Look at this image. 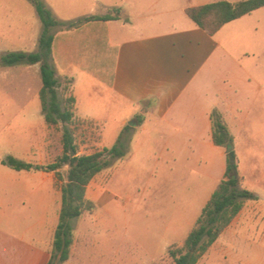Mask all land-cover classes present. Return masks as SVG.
Instances as JSON below:
<instances>
[{"label":"crops","instance_id":"obj_1","mask_svg":"<svg viewBox=\"0 0 264 264\" xmlns=\"http://www.w3.org/2000/svg\"><path fill=\"white\" fill-rule=\"evenodd\" d=\"M164 1L167 13L174 15L170 21L135 18L141 0H89L84 16H102L119 8L118 17L56 29L51 44L56 76L72 79L75 115L97 128L99 149L113 145L130 124L135 151L159 143V160L164 163L186 170L200 167L208 180L201 208L224 172V150L211 141L209 115L218 110L233 137L240 186L260 201L264 59L248 58L264 57V6L209 35L184 9L217 0ZM37 46L38 41L34 52ZM136 116L142 119L139 124ZM58 214L59 208L57 220ZM21 227L14 233L0 227V264H47L56 227L47 210L42 208L34 222Z\"/></svg>","mask_w":264,"mask_h":264},{"label":"rangeland","instance_id":"obj_2","mask_svg":"<svg viewBox=\"0 0 264 264\" xmlns=\"http://www.w3.org/2000/svg\"><path fill=\"white\" fill-rule=\"evenodd\" d=\"M40 1L57 20L71 21L89 12V0ZM165 6L164 0H141L133 15L170 21L174 15ZM39 31L41 25L30 0H0V57L34 52ZM39 66L40 62L0 64V227L13 233L24 223L34 222L42 208L56 225L60 187L67 171V166H61L56 178L53 172L14 171L2 164L5 157L13 156L33 165H47L61 154L63 125H45L40 109ZM79 119L75 125H67L78 154L99 150L97 128ZM133 133L124 157L113 159L88 183L85 197L94 207L70 222L68 258L59 262L56 257L53 264H172L168 248L182 244L200 212L208 180L200 167L186 170L159 160V143L135 151L130 145ZM263 206L264 199L245 201L236 219L196 264H264ZM47 229L46 225L44 239Z\"/></svg>","mask_w":264,"mask_h":264},{"label":"trees","instance_id":"obj_3","mask_svg":"<svg viewBox=\"0 0 264 264\" xmlns=\"http://www.w3.org/2000/svg\"><path fill=\"white\" fill-rule=\"evenodd\" d=\"M41 31L36 52H10L0 57L3 66L33 65L40 62L38 68L41 86L38 90L40 109L45 125L61 123V154L47 165H33L7 156L2 164L14 171L53 172L59 178L58 169L67 166L65 181L60 187V207L56 227L53 232L51 251L47 264H53L57 257L59 262L68 258L72 243L71 221L85 211H91L93 203L86 199L88 183L96 174L108 167L113 159L125 155L129 134L133 125H125L115 143L109 148H101L89 154H78L72 133L67 125H75L80 119L75 115V99L72 91V79L57 77L51 63V44L56 29H72L92 20L117 19L119 8L102 16H84L71 21H60L40 0H30ZM264 6V0H217L195 7H186L185 15L199 28L213 35L221 26L232 20ZM58 88H61L60 95ZM211 122V141L213 145L224 150V172L221 180L212 191L209 199L201 208L193 226L183 239L181 245H172L167 255L172 264H196L220 234L230 225L241 211L245 201H255L257 196L240 186L237 167L238 159L234 151L233 137L227 125L216 109L209 115ZM136 117L137 124L141 122ZM234 178H231V176Z\"/></svg>","mask_w":264,"mask_h":264},{"label":"water","instance_id":"obj_4","mask_svg":"<svg viewBox=\"0 0 264 264\" xmlns=\"http://www.w3.org/2000/svg\"><path fill=\"white\" fill-rule=\"evenodd\" d=\"M231 178H234V176L232 175Z\"/></svg>","mask_w":264,"mask_h":264}]
</instances>
